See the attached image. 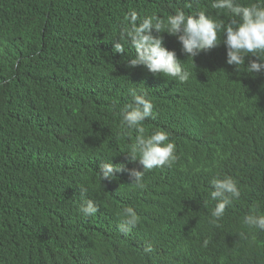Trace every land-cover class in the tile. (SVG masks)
Returning a JSON list of instances; mask_svg holds the SVG:
<instances>
[{"label":"trees","instance_id":"obj_1","mask_svg":"<svg viewBox=\"0 0 264 264\" xmlns=\"http://www.w3.org/2000/svg\"><path fill=\"white\" fill-rule=\"evenodd\" d=\"M211 2L0 0V264H264V232L243 224L251 211L264 214V73L227 64L222 33L193 62L161 33L191 73L184 83L129 67L130 45L113 50L131 11L166 23L178 9L203 10L227 24ZM130 88L154 105L146 132L167 130L178 157L146 171L143 190L127 171L101 181L98 173L107 160L142 170L123 152L137 134L120 124ZM223 175L241 196L217 227L210 181ZM87 199L98 211L85 217ZM127 207L138 223L124 235Z\"/></svg>","mask_w":264,"mask_h":264},{"label":"clouds","instance_id":"obj_2","mask_svg":"<svg viewBox=\"0 0 264 264\" xmlns=\"http://www.w3.org/2000/svg\"><path fill=\"white\" fill-rule=\"evenodd\" d=\"M211 7L225 10L229 14V22L225 24L203 10L185 14L183 10L178 9L167 17L166 23L158 15H147L140 19L136 11H131L127 17L130 27L124 28L115 36L117 39L114 41L113 50L123 53L125 46L130 45L135 55L127 59L129 67L144 66L153 75L171 77L184 83L191 73L177 58L176 52L164 46L161 33L167 32L175 36L181 44L182 51L191 59L201 51L207 52L216 47L220 42L218 34L222 33L227 64L234 65L237 72L243 70L248 74L264 73V0L250 4L241 3L239 0H212ZM246 56L256 59H250L245 66ZM129 94L131 100L124 105L120 113V124L125 133L135 130L137 134L134 142L123 152L127 153L130 162L138 160L142 170L127 169L123 163L114 164L107 160L101 162L98 173L101 181L116 179L117 173L127 171L133 178L129 184L135 189L143 190L146 188L144 183L146 171L171 166L178 157L176 144L170 139L167 130L157 129L148 134L143 126L146 119L154 116V105L147 93L143 89L130 88ZM210 184L212 186L210 197L216 203L210 213L209 223L218 227V221L225 215L226 208L231 206L234 200L239 199L241 190L238 181L230 175L214 176ZM79 211L88 217L97 213L98 207L94 201L87 199ZM137 223L138 216L135 210L131 207L124 208L118 231L128 235ZM243 224L249 229L264 232V214L251 211L244 216ZM239 235L244 236V233ZM208 243L209 241L205 239L202 246L206 247ZM152 251L151 244L143 249L145 254Z\"/></svg>","mask_w":264,"mask_h":264}]
</instances>
